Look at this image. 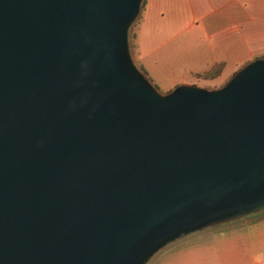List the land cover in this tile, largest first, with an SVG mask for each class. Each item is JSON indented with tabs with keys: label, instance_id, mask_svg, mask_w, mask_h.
I'll return each mask as SVG.
<instances>
[{
	"label": "water",
	"instance_id": "obj_1",
	"mask_svg": "<svg viewBox=\"0 0 264 264\" xmlns=\"http://www.w3.org/2000/svg\"><path fill=\"white\" fill-rule=\"evenodd\" d=\"M141 0H0V264H141L264 202V57L159 94Z\"/></svg>",
	"mask_w": 264,
	"mask_h": 264
},
{
	"label": "crops",
	"instance_id": "obj_2",
	"mask_svg": "<svg viewBox=\"0 0 264 264\" xmlns=\"http://www.w3.org/2000/svg\"><path fill=\"white\" fill-rule=\"evenodd\" d=\"M256 1L258 8L252 0H144L131 29L134 60L158 86L194 82L214 61L233 63L236 38L261 14L264 23V0ZM211 230L210 244L155 264H264V211Z\"/></svg>",
	"mask_w": 264,
	"mask_h": 264
},
{
	"label": "rangeland",
	"instance_id": "obj_3",
	"mask_svg": "<svg viewBox=\"0 0 264 264\" xmlns=\"http://www.w3.org/2000/svg\"><path fill=\"white\" fill-rule=\"evenodd\" d=\"M254 1V5L257 7V1ZM253 7V6H252ZM258 8V7H257ZM256 8V9H257ZM140 12V5L137 15L134 17L131 24L128 25L127 35L129 41V50L131 54V60L134 65L138 67V69L143 73L144 77L149 81V83L153 86V88L159 94H165L170 91L175 85L170 87H163L156 85L152 79L146 75L140 69V64H138L132 55L131 49V29L133 27V23L137 20ZM258 14V10L256 12ZM259 18H256V21L251 22L250 31H244L243 38H236L235 44V60L233 63H226L223 60L214 61L209 68L196 72L195 77L196 80L191 82L199 87H204L206 89H217L222 87L228 79L241 67H243L246 63L254 58L264 57V23L261 14V21H258ZM260 22V23H259ZM241 27V23H238ZM247 25V24H246ZM261 27H260V26ZM255 27V28H254ZM246 33V34H245ZM250 35V38L248 36ZM178 84V83H177ZM264 211V202L262 207L255 211H250L246 213L237 214L231 217H228L224 220H216L215 222H209L205 224H200L196 227L191 226V228L186 229L184 231L180 230L179 232L173 234L174 236L171 238H166L161 241L151 252H149L143 259L141 264H155L159 263L162 259L164 262L168 260L176 261L178 257L177 253L182 251V248L187 246H193L196 242H204L210 244L212 240V228L224 225L230 222H238L246 216L258 214ZM161 263V262H160Z\"/></svg>",
	"mask_w": 264,
	"mask_h": 264
},
{
	"label": "trees",
	"instance_id": "obj_4",
	"mask_svg": "<svg viewBox=\"0 0 264 264\" xmlns=\"http://www.w3.org/2000/svg\"><path fill=\"white\" fill-rule=\"evenodd\" d=\"M143 3H144V0H141L140 1V10H141V8L143 7ZM139 16V15H138ZM135 23V22H134ZM134 23H133V25H134ZM131 34V33H130ZM140 67V69L145 73V70L141 67V66H139Z\"/></svg>",
	"mask_w": 264,
	"mask_h": 264
}]
</instances>
